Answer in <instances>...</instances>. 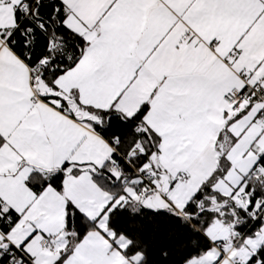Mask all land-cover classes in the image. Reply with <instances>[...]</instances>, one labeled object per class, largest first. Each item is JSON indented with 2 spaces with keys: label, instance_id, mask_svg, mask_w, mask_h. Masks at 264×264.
<instances>
[{
  "label": "snow or ice",
  "instance_id": "obj_1",
  "mask_svg": "<svg viewBox=\"0 0 264 264\" xmlns=\"http://www.w3.org/2000/svg\"><path fill=\"white\" fill-rule=\"evenodd\" d=\"M0 264H264V0H0Z\"/></svg>",
  "mask_w": 264,
  "mask_h": 264
}]
</instances>
